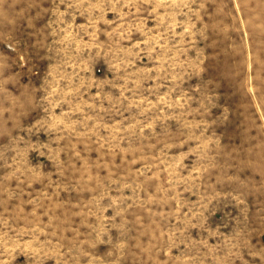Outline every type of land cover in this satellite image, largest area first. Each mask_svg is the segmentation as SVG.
I'll return each instance as SVG.
<instances>
[{"label": "rangeland", "instance_id": "374dc122", "mask_svg": "<svg viewBox=\"0 0 264 264\" xmlns=\"http://www.w3.org/2000/svg\"><path fill=\"white\" fill-rule=\"evenodd\" d=\"M0 264H264V0H0Z\"/></svg>", "mask_w": 264, "mask_h": 264}]
</instances>
